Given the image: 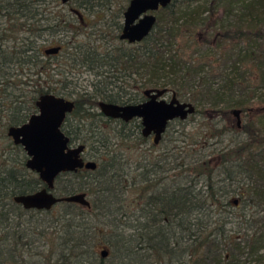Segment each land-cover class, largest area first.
Instances as JSON below:
<instances>
[{
	"label": "trees",
	"instance_id": "obj_1",
	"mask_svg": "<svg viewBox=\"0 0 264 264\" xmlns=\"http://www.w3.org/2000/svg\"><path fill=\"white\" fill-rule=\"evenodd\" d=\"M224 2L229 5L232 0ZM238 2L248 17L246 24L241 19L242 10L234 13L226 8V14L234 13L232 22L220 24L218 29H213L214 24L207 26L203 33L206 38L202 39L207 43L212 40L222 48V58L231 62L228 67L234 72L230 75L223 71V77L229 78L232 85L248 84L256 77L242 70L247 63L260 72L256 78L264 84V17L259 16L264 0ZM28 8L21 0H13L4 8L0 4V16L7 18L8 23L6 28L0 24V264H264V211L260 213L264 207V130L257 122L248 120L243 124L240 128L244 139L219 150L214 165L209 159L190 153L183 157L190 156V160H183L181 170L170 176L172 167L162 156L139 163L134 167L139 170L138 178L126 182L124 164L130 161L124 156L125 148L143 146L148 137L142 135L139 120H117L95 109L99 101L136 102L142 91L151 87L167 88L171 84L178 94L185 80L179 72H199L201 66L184 60L183 51L174 48L169 52L164 47V40L176 41L177 27L181 25L187 30L186 41L191 42L194 34V29L188 27L192 21L179 23V17L169 8L165 10L170 24L160 27L157 36L152 30L143 40L144 46L134 52L105 56L90 48L70 46L75 51L70 50L67 58L86 64L88 69L93 70L97 61L111 69H121L123 65L125 70L129 63H137L136 69L142 68L148 77L126 97L106 85L104 91L96 88L91 94L83 93L73 99L74 108L62 129L71 142L73 133L79 131L84 155L90 150L86 156L96 162V167L59 174L53 191L57 195L85 192L90 206L60 202L54 205L58 207L54 214L52 209H25L13 200L15 195L33 192L43 183L25 166V152L7 135V128L26 121L36 110L35 101L40 95L52 92L64 97L54 85L58 80L54 74L59 71L51 73L49 59L58 53L44 59L36 45V37L49 27L29 21L35 18V12L32 14ZM20 18L22 21L18 22ZM204 20L201 18L198 23ZM21 31L25 33L20 35ZM241 43L247 46L241 47ZM166 65L180 81H160V70ZM200 92L214 102L225 100L224 93L210 82H203ZM238 106L241 111L247 110L243 103ZM11 153L17 158L10 157ZM63 176L71 182L63 183ZM252 207V213L245 211ZM99 213L107 229L87 225L93 218L91 214ZM97 230L100 238L95 241ZM99 244L105 248V256L101 251L97 254ZM45 245L52 250L45 253L40 248ZM56 251L58 256L53 259Z\"/></svg>",
	"mask_w": 264,
	"mask_h": 264
},
{
	"label": "rangeland",
	"instance_id": "obj_2",
	"mask_svg": "<svg viewBox=\"0 0 264 264\" xmlns=\"http://www.w3.org/2000/svg\"><path fill=\"white\" fill-rule=\"evenodd\" d=\"M12 2L13 0H0L1 7ZM21 2L29 5L30 8L28 9L32 14L36 12L35 18L29 21L36 20L37 24L41 27H49L47 30L43 31L39 37H36V45L41 48L42 57L45 59L47 56V54L44 53L45 48L59 44L63 46L57 56H52L49 59L52 63L51 73L59 71V74L58 72L54 74V77L58 79L54 85L57 86V89L65 98L73 100L83 93H93L96 88L104 91L106 85L108 89L112 88V91L116 94L126 97L128 94H133L136 87L141 85V83L148 78H146L142 68L139 67L136 69L137 63H129V69L126 70L123 65L121 69H119V67L118 69L115 68V70L109 68L108 65H101V63L97 61L92 70L88 69L87 65L84 63L82 64L79 61L73 63L67 58L70 54V50L75 51L74 47H70L71 45H79L83 47L82 50L90 48L105 56H116L115 53L117 52H134L136 48L143 47V40L145 38L140 42L130 44L118 39L115 33V28L113 26L114 19L112 20V18L117 8L121 7V4L123 5L126 3V0H109V2H105L103 5L100 0H70L68 3H62L61 0H38V2L36 0H21ZM241 6L238 0H232L229 5H226L224 0H175L172 2L169 10H172L175 15L179 17V23L184 24L187 19L192 21L191 25L188 27L194 29V34L191 35L193 37L190 38L191 42L186 41L187 37H185L184 33H186L187 30L185 26L181 25L177 27L178 36L176 41L171 42V40H164V47L168 48L169 52H172L174 48L179 49L181 53L183 51L182 58L184 60H191L193 65L197 67H199V65L201 66L200 70L198 69L199 72L196 74L193 72L191 74H187V72L181 74V72H179L180 75H185V80L182 91L176 94L180 101H189L193 103L195 112L184 120H171L162 139L159 140L157 144L154 145L152 138H149L146 143H143V146L139 144L137 148H131V150L125 148L126 154L124 153V156L126 155V159L130 161V164H128L129 162L124 164V167L126 166L124 169L127 174H124L123 178L126 182H130L132 177L134 178L136 176L139 170H135L134 167L139 163L143 164L144 162L146 163L145 160L152 161L162 156L167 157L168 164H166L172 167L168 171V175L170 176L181 170L182 166L179 165L183 160L186 162L190 160V156H187L186 159L183 158L184 155H189L190 153H193L194 157L199 155L205 159H209L210 164L214 165L218 161L219 150L233 146L236 142L244 139L245 134L241 131L240 127L247 123L248 120L257 122L258 126L264 130V84L259 82L256 78L260 72L254 70V66L251 63H247L242 70H244L245 74H250L252 77L256 75V77L251 78L252 80L248 84L238 83L236 86L232 85L229 78L224 76L227 78L225 79L223 77L224 72L230 75H234V72L228 67V64L230 65L231 62L222 58V48L217 47L212 43V40L211 43L203 41V39L206 38L203 33L207 31V26L214 24L213 29H218L220 24L226 25L229 21L232 22L234 13L242 10ZM226 8H231L234 13L226 14ZM241 13V19L245 23L248 17L244 14V10H242ZM63 14H65V17L70 21L68 22L69 25L65 24L69 29L65 28L62 31H55V27L57 23H59V20L65 19ZM156 14L159 16V20L152 29L154 30V34L152 33L153 36H157L156 31L160 27L170 24V21L166 19L167 10L159 11ZM259 16L261 19L264 17L263 9ZM201 18H205L204 23H198ZM121 20L122 17L118 18L116 21L120 23ZM19 21H22V19H18V22ZM215 22L217 23L216 25ZM0 24L1 27H8L7 18L1 15ZM24 33L25 32L21 31L20 35ZM195 37L197 38V43L194 44ZM19 43L20 41L17 40V44ZM185 44L189 46L185 50L181 49ZM240 45L241 47L247 46L245 43H241ZM249 45L253 46L251 43ZM164 47H162L163 50L166 49ZM105 59L107 60L108 58ZM139 59L142 60V58ZM225 62H227V64H225ZM97 72L100 74H96ZM160 73V81H180L178 75L169 70L168 65L164 66V68L160 70ZM42 77L45 79V76ZM109 81L111 82L110 84L108 83ZM203 82H210L214 87L219 88L220 91L224 93L225 100L214 102L213 99L205 97L200 92ZM167 88L169 92L163 97L169 100L171 98V92H173V89H171L172 85L168 84ZM239 103H243L247 110H240L238 126L237 117L233 114L232 110L240 109L238 106ZM95 109L99 110L98 107ZM71 123L74 122L72 121ZM71 125L73 126V124ZM79 136V131L73 133L72 137L74 139L71 142L72 145L79 144ZM111 140H115L117 143L115 137H112ZM143 149L145 151H143ZM88 152H90V150H87L85 155L89 154ZM10 157L17 158V155L11 153ZM125 170H121L120 173H125ZM136 178H138V176H136ZM62 182L66 183L71 181L69 177L63 176ZM88 198L90 197H87V199ZM51 209L54 214L58 212V207L56 206ZM260 209V213H262L264 207ZM245 211L247 213H252L254 209L253 207L246 208ZM91 216H93V218L87 225H95L97 229H107V226L101 223L104 220L102 214H91ZM97 235L98 237L95 241H98L100 238L98 230ZM40 248L43 249L45 253L52 250L49 245L41 246ZM103 249L105 248L100 244L96 246L97 254ZM57 254L58 251L53 254V259L58 256Z\"/></svg>",
	"mask_w": 264,
	"mask_h": 264
},
{
	"label": "water",
	"instance_id": "obj_3",
	"mask_svg": "<svg viewBox=\"0 0 264 264\" xmlns=\"http://www.w3.org/2000/svg\"><path fill=\"white\" fill-rule=\"evenodd\" d=\"M66 1V0H62ZM171 0H130L124 12L121 39L129 42L143 40L153 29L156 17L148 11L158 6H167ZM59 46L44 49L45 54L57 53ZM166 87H151L143 90L146 99L137 103H115L99 101V110L108 117L129 121L140 120L143 136L153 135L157 144L164 134L168 123L174 119L184 120L195 112V106L189 101H180L176 93L166 100L163 94ZM36 110L23 123L7 128V135L15 144L22 147L26 155L25 166L35 172L43 186L33 192L17 194L13 200L25 209L49 210L60 202H75L89 207L90 202L85 192L57 195L54 191L56 177L64 172H74L81 168L95 169L96 162L84 160L83 144L72 145L62 126L67 115L74 108V101L49 92L40 95L35 101ZM237 117L240 109H233ZM106 250H101L105 256Z\"/></svg>",
	"mask_w": 264,
	"mask_h": 264
},
{
	"label": "flooded vegetation",
	"instance_id": "obj_4",
	"mask_svg": "<svg viewBox=\"0 0 264 264\" xmlns=\"http://www.w3.org/2000/svg\"><path fill=\"white\" fill-rule=\"evenodd\" d=\"M37 2H38V0H36ZM70 0H66V1H62L61 0V2L62 3H68ZM78 1H82V0H78ZM113 1V0H112ZM129 1L130 0H126V3H124L123 5L121 4V7H118L117 8V11H116V13H114V15H113V18H112V20L114 19V21H113V26H114V28H115V33H116V35H117V37H118V39H120V40H122V41H124V42H127V43H136V42H129L127 39H121L120 38V34H121V32H122V28H123V23H124V12H125V10H126V8H127V6H128V4H129ZM173 1H175V0H171V2L167 5V6H158V8L156 9V10H154V11H148L147 13H152V14H154L155 15V17H156V21H155V24H154V26L157 24V22H158V20H159V16L156 14L157 12H159V11H165V9H167V8H169V7H171V5H172V2ZM103 5V4H102ZM4 6H2L1 8H3ZM35 15H36V12H35ZM64 15V17H65V14H63ZM120 17H122V20H121V22L119 23V22H117L116 20L118 19V18H120ZM58 20V19H57ZM69 21V19L68 18H66L65 17V19H60L59 20V23H57V25H56V27H55V31L56 30H59V31H62L63 29H65L66 28V26L67 25H69L67 22ZM65 24H67V25H65ZM55 25V24H54ZM52 30V29H51ZM118 31H119V33H118ZM142 41V40H141ZM140 42V41H139ZM54 46H59L60 47V49L57 51V53L62 49V45L61 44H59V45H54ZM51 47H53V46H51ZM57 53H53V54H47V55H56ZM169 92V89H168V91L167 92H165L164 94H163V96L166 94V93H168ZM172 93V92H171ZM146 99V97H145V95L143 94V91H142V97H139L137 100H136V102H133V103H137V102H141V101H143V100H145ZM114 119H119V118H114ZM134 119V118H133ZM135 119H137V118H135ZM137 120H139V119H137ZM139 122H140V120H139ZM146 137H148V139L149 138H152V140H153V135L151 134V135H148V136H146ZM82 157H83V159L84 160H88V157L86 156V155H84V151H83V153H82Z\"/></svg>",
	"mask_w": 264,
	"mask_h": 264
}]
</instances>
